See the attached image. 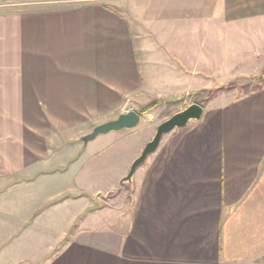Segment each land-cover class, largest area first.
<instances>
[{
  "label": "crops",
  "instance_id": "crops-1",
  "mask_svg": "<svg viewBox=\"0 0 264 264\" xmlns=\"http://www.w3.org/2000/svg\"><path fill=\"white\" fill-rule=\"evenodd\" d=\"M263 58L264 0H6L0 264L261 262L264 84L215 97L164 135L120 187L128 204L111 224L90 216L99 192L84 188L83 154L98 137L92 153L112 142L122 178L163 122L157 109L258 77ZM128 107L142 116L136 127L84 144Z\"/></svg>",
  "mask_w": 264,
  "mask_h": 264
},
{
  "label": "rangeland",
  "instance_id": "rangeland-1",
  "mask_svg": "<svg viewBox=\"0 0 264 264\" xmlns=\"http://www.w3.org/2000/svg\"><path fill=\"white\" fill-rule=\"evenodd\" d=\"M261 64L262 63L259 62V66ZM263 71L264 67L258 77H236L229 82H219L215 88L190 94L173 103H167L156 110V117L164 121L176 112L185 109L191 103H202V105H206L210 100L220 95H223L226 99L248 93L256 89L258 84L262 87L264 84ZM102 138L103 137H98L97 140L92 141L83 154V160L85 162L84 167L88 170L87 183L84 185V188L89 194H93L95 191L99 192V194L92 198V205L90 208L93 210H90L89 213L93 214H90V216L95 214V218L99 219L100 223L109 222L111 224L115 216L128 204V197L123 198L125 193L122 192H126L127 195L129 192H127L126 188L128 185H125L123 189L120 188L122 185L119 186V182L124 176L119 178L122 166L120 164L121 158L119 159L120 155L117 154L113 143H102L98 146L100 149L99 152H96L97 150H95L94 153L91 152V146ZM120 191L121 194H119ZM36 238V240L30 243L25 242V255L31 256L32 252L36 250L38 243L40 244L39 238ZM261 260L262 261L258 264H264V259Z\"/></svg>",
  "mask_w": 264,
  "mask_h": 264
},
{
  "label": "water",
  "instance_id": "water-1",
  "mask_svg": "<svg viewBox=\"0 0 264 264\" xmlns=\"http://www.w3.org/2000/svg\"><path fill=\"white\" fill-rule=\"evenodd\" d=\"M203 110L204 108L202 104L192 103L185 109L176 112L175 114L161 122L158 125L153 138L146 143L140 155L132 162L127 175L120 180L119 186H121L126 181L132 180L136 169L158 149L164 135L168 134L176 128L187 125L191 120H199L203 114ZM141 117L142 116L139 112L133 109L128 110L127 112L119 114L115 119L96 125L89 134L84 135L81 139L86 145L89 141L93 140L98 135L106 134L111 131L134 128L141 121Z\"/></svg>",
  "mask_w": 264,
  "mask_h": 264
},
{
  "label": "built area",
  "instance_id": "built-area-1",
  "mask_svg": "<svg viewBox=\"0 0 264 264\" xmlns=\"http://www.w3.org/2000/svg\"><path fill=\"white\" fill-rule=\"evenodd\" d=\"M6 4V0H0V6H3ZM132 107L124 108V112H127L128 110H132Z\"/></svg>",
  "mask_w": 264,
  "mask_h": 264
},
{
  "label": "trees",
  "instance_id": "trees-1",
  "mask_svg": "<svg viewBox=\"0 0 264 264\" xmlns=\"http://www.w3.org/2000/svg\"><path fill=\"white\" fill-rule=\"evenodd\" d=\"M260 87H261V85H259V84H258V86L256 87V89H257V88H260ZM201 104H202V103H201ZM154 105H156V104H152V105H150V107H149V108H147V109H146V110H144V111H147L148 109H150V108H151V107H153Z\"/></svg>",
  "mask_w": 264,
  "mask_h": 264
}]
</instances>
